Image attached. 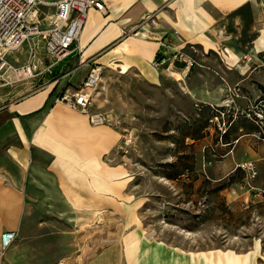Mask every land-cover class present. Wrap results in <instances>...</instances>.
I'll list each match as a JSON object with an SVG mask.
<instances>
[{"label": "crops", "instance_id": "0c3cea01", "mask_svg": "<svg viewBox=\"0 0 264 264\" xmlns=\"http://www.w3.org/2000/svg\"><path fill=\"white\" fill-rule=\"evenodd\" d=\"M105 6V13L89 10L56 81L20 97L2 91L17 82L0 84V235L15 233L0 250V264H264L254 251H186L148 235L131 168L116 151L120 132L55 101L94 65L157 85L162 71L149 61L164 35L175 45L194 44L200 56L212 51L225 74L242 79L241 57L264 49V0H105ZM102 232L110 237L101 245Z\"/></svg>", "mask_w": 264, "mask_h": 264}, {"label": "rangeland", "instance_id": "374dc122", "mask_svg": "<svg viewBox=\"0 0 264 264\" xmlns=\"http://www.w3.org/2000/svg\"><path fill=\"white\" fill-rule=\"evenodd\" d=\"M254 55L241 57L242 79L225 74L212 51L184 76L159 73L157 85L102 69L92 105L120 132L116 151L131 168L132 192L143 201L141 224L151 237L186 251H254L257 262L264 257V61ZM26 58V44L7 55L14 65ZM41 81L23 80L2 91L20 97ZM202 125L195 139L179 140ZM177 152L190 157L189 179L156 176L155 165ZM229 176L233 182L217 190ZM109 237L102 232L100 244Z\"/></svg>", "mask_w": 264, "mask_h": 264}, {"label": "built area", "instance_id": "2783aa9c", "mask_svg": "<svg viewBox=\"0 0 264 264\" xmlns=\"http://www.w3.org/2000/svg\"><path fill=\"white\" fill-rule=\"evenodd\" d=\"M91 9L105 13V0H0V80L4 84L42 80L35 90L43 89L46 79L56 81L62 62L76 50L75 42ZM138 28L142 26L132 28L133 34H137ZM172 35L177 33L172 32ZM24 44L27 46L25 62L10 63L7 55ZM157 44L156 54L149 61V66L157 72H177L184 76L197 65L201 55L194 44L175 45L168 35L161 36ZM259 56L264 61V49ZM101 72L100 66H92L80 85L65 87L55 101L85 114L92 125L112 124L104 113L91 110L93 91ZM14 239V232H3L1 252L8 249Z\"/></svg>", "mask_w": 264, "mask_h": 264}, {"label": "trees", "instance_id": "16d2710c", "mask_svg": "<svg viewBox=\"0 0 264 264\" xmlns=\"http://www.w3.org/2000/svg\"><path fill=\"white\" fill-rule=\"evenodd\" d=\"M206 125H202L199 129L195 130L194 132L185 131L180 135V141H183L185 138L195 139L198 133H201V129L205 128ZM173 143L178 142V139H173ZM174 159L170 161L158 162L155 165L154 174L159 178H163L168 181H180L188 180L189 176L193 174V167L191 165L190 157L186 156L185 154H177L173 155ZM190 161V162H189ZM233 179L232 176L226 177L225 181L221 182L216 189L221 190L228 186V184L232 183Z\"/></svg>", "mask_w": 264, "mask_h": 264}]
</instances>
